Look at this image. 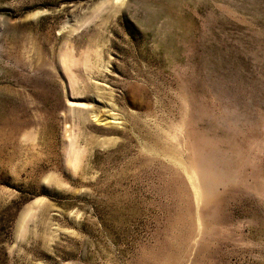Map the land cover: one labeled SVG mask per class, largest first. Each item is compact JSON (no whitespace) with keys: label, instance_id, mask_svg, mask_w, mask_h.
I'll return each instance as SVG.
<instances>
[{"label":"rangeland","instance_id":"obj_1","mask_svg":"<svg viewBox=\"0 0 264 264\" xmlns=\"http://www.w3.org/2000/svg\"><path fill=\"white\" fill-rule=\"evenodd\" d=\"M0 264H264V0H0Z\"/></svg>","mask_w":264,"mask_h":264}]
</instances>
